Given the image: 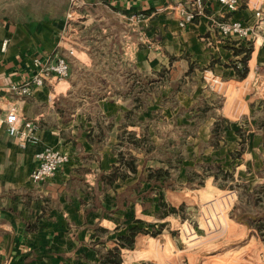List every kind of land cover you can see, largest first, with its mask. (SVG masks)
I'll list each match as a JSON object with an SVG mask.
<instances>
[{"label": "crops", "instance_id": "obj_1", "mask_svg": "<svg viewBox=\"0 0 264 264\" xmlns=\"http://www.w3.org/2000/svg\"><path fill=\"white\" fill-rule=\"evenodd\" d=\"M76 1L77 11L80 7H99L147 15L143 22L147 33L156 29L162 35L154 49L140 48L125 55L124 59L138 71L154 74L174 62V58L172 65L179 73L189 71L192 64L199 68L193 70L196 86L190 89V94L178 93L181 106H177L191 107L203 92L210 99L222 96L223 102L215 114L201 126L205 133L199 131L194 139L199 140L197 143L208 142L210 128L219 117L229 122V128L223 132L218 147L209 146L197 152L196 143L190 160L213 161L222 167L226 164L225 170L231 173V178L243 181L250 195L258 193L259 204L264 205L260 192L264 188V23L245 38L222 37L212 24V18L223 17L251 23L255 21L256 9L264 14V0H239V7L233 12H226L215 1L207 2L204 13L184 27L177 24V10L169 7L178 0ZM68 10L69 6L60 15L0 18V87L24 81L35 71V61L67 55L64 34L70 29ZM248 48V71L244 78H239L235 65L241 67L240 60ZM82 54L76 61L89 67L94 57ZM106 59L108 63L113 61V57ZM74 74L72 71L71 79ZM209 76L219 84L212 92L204 90L206 83L201 80ZM71 79H53L35 86L29 96L10 98L22 117L40 126V138L36 144L21 146L0 127V264H117L107 253L117 250L114 247L119 237L127 235L138 223L147 224L150 220L147 217L155 213V205L158 210L160 198L156 200L151 190L159 181L148 179L154 164H148L144 153L131 145L128 149L134 157L128 159L133 160L134 170L120 165L119 153H123L118 143L119 121L130 107L129 100L113 96L98 101L99 114L104 119L101 127L95 121H88L84 112L82 115L76 111L64 118L63 100L66 103L71 99ZM239 90L238 101H229V95L233 98ZM0 105L3 106L1 99ZM244 123H248V129L242 139ZM46 146L66 151L69 162L51 177L34 183L29 173L37 166L35 154ZM241 147L235 162L231 156ZM117 166L120 174L113 181L107 183L101 179ZM187 166L184 163L179 168L185 185ZM251 198L248 201L253 208L261 211V206L255 205ZM247 223L262 230L264 213L252 216ZM136 236L134 243L140 241ZM141 258L142 254L136 251L129 261L146 262Z\"/></svg>", "mask_w": 264, "mask_h": 264}, {"label": "rangeland", "instance_id": "obj_2", "mask_svg": "<svg viewBox=\"0 0 264 264\" xmlns=\"http://www.w3.org/2000/svg\"><path fill=\"white\" fill-rule=\"evenodd\" d=\"M77 4L76 0H69V3L68 0H0V18L60 15L69 6L70 29L66 30L68 34H64L69 39H65L68 43L67 55L62 57L69 64L70 75L67 79H71L72 71L75 74L71 79V99L66 102L68 104L63 100L66 109L64 118H69L76 111L82 115L84 112L88 121H95L101 127L104 119L99 114L98 101L113 96L129 100L130 107L122 113L119 121L121 131L124 132L120 131L121 139L118 143L125 158L134 157L132 150L128 149L132 145L144 153V160L148 164H154L151 169H166L169 163L172 164L170 168H173L176 163L179 164L177 169L172 170L169 185L162 177L151 190L156 200L158 196L160 198L158 210L155 205V213L147 217L150 219L147 224H136L146 232L138 233L140 241L134 243V249L121 246L117 241L114 247L117 250L109 251L107 256L110 254L117 264H131L129 257L136 251L146 261L141 264H264V228L256 229L255 225L252 228L247 223L252 216L264 213V205L256 202L257 193H247L240 179H222L220 175L215 181L210 177L205 178L200 188L187 187L179 173L184 163H188L187 167L204 163L199 159L194 161L195 157L190 160L194 156L191 157L190 153H195L193 147L199 141L196 142L194 138L199 131L205 133L206 129L201 126L211 114H215L216 108L223 102L222 96L210 99V95L203 92V95L194 99L191 107L179 108L178 93L190 94V89L197 84L193 70L198 67L192 64L189 71L179 73L172 65L176 61L174 58V62L171 61L167 67L154 74L138 71L124 59L125 55L140 48L154 49L159 46L162 35L157 32L156 26L150 35L147 33L143 24L147 15L143 12L124 13L99 7H80L77 11ZM133 13H141L143 16L136 21L129 20L128 17ZM68 49H72L73 54H69ZM82 53L94 57L89 67L76 61L77 57L82 58ZM106 57H113V61L108 63ZM201 80L206 83L204 90L208 92L219 85L211 76ZM137 93L141 97L140 103L135 100ZM239 93L240 90L237 95L234 93L233 98L230 94L228 100L236 103L240 98ZM135 105L137 107L128 112ZM204 106L207 112L203 115L199 109ZM140 117H143L142 120ZM221 119L224 118L219 117L217 120ZM228 123L225 119L220 123L221 133L216 147L222 141L223 132L229 128ZM128 126L133 129H128ZM241 126L243 132L240 137L243 139L248 123ZM129 132L133 135L126 134ZM197 145V152L213 146L209 141H201ZM235 153L231 156L233 161L238 157ZM181 158L184 161L186 159V162H182ZM225 165L223 168L228 169ZM218 183L235 186L233 189L220 188ZM249 196L255 205L261 206V211L253 208L248 201ZM169 207H174L175 212L169 213ZM120 247L126 250L121 251Z\"/></svg>", "mask_w": 264, "mask_h": 264}, {"label": "built area", "instance_id": "obj_3", "mask_svg": "<svg viewBox=\"0 0 264 264\" xmlns=\"http://www.w3.org/2000/svg\"><path fill=\"white\" fill-rule=\"evenodd\" d=\"M217 2L226 12H233L239 7V0H178L169 5L178 12V26L184 27L198 16L204 13V6L207 2ZM143 14L133 13L129 20L136 21ZM70 17V14L68 15ZM255 21L251 23L243 22L232 18H212L214 28L222 37L236 36L245 38L252 35L264 23V14L260 9L254 11ZM69 54H73L72 49H68ZM35 71L20 83H10L0 87V127L3 128L7 136L17 144H36L40 138V126L32 119L22 117L19 108L11 102L12 96H29L35 86H42L45 82L53 79H67L70 75L69 64L62 56H57L53 60L35 61ZM37 166L29 173L32 182L38 183L51 177L58 169L69 162V154L58 148L46 146L35 154Z\"/></svg>", "mask_w": 264, "mask_h": 264}, {"label": "trees", "instance_id": "obj_4", "mask_svg": "<svg viewBox=\"0 0 264 264\" xmlns=\"http://www.w3.org/2000/svg\"><path fill=\"white\" fill-rule=\"evenodd\" d=\"M249 53H250V48L245 50V54L243 55V57L240 60L241 67H236V65H235L236 74L239 78H244L247 74V71H248L247 59H248ZM135 100L137 103H140L141 97H139V93H137V95L135 96ZM135 107H137V105L133 106V108L128 112H131ZM199 112H201V114L204 115L207 112V107L206 106L202 107V109H199ZM128 114L129 113H127V115ZM223 120L224 119H221L220 121L216 120L213 123V125L211 126V136H210L209 142L214 147L217 146L216 142L218 141L220 133H221V124L220 123ZM121 132H124V131H121ZM126 134L133 135V133H131V132L126 133ZM133 144L137 145V142L133 141ZM241 152H242V147L236 151L235 155H237L239 157ZM119 161H120L121 166L129 168L131 171L134 170L133 160L124 159V156L120 153H119ZM171 166H172V164L169 163V167L166 169H164L163 167L150 169V172L148 174V179L159 180L160 178L163 177L166 180L165 182L169 185V182H170L169 178H171V175L173 172L172 170L177 169L179 167V164L176 163V165L173 166V168H170ZM185 172H186V176H187L186 186L191 187V188L202 187L204 179L207 177H210V176H212L214 178V180H217L219 175L221 176L222 179L231 177V173L229 171L225 170L220 163H216L213 161L204 162L201 164H195V166H193V167H186ZM119 174H120V169L117 166V167H114L113 170L109 174L101 176V179L107 183H110ZM122 176H124V174ZM170 186L172 187L173 185H170ZM218 187H220V188H225V187L233 188V186H228V185H225L224 183H218ZM260 192H262L263 199H264V188H262L260 190ZM259 198L260 197L257 193V196H256L257 201L256 202H258V203L260 201ZM168 212L174 213L175 208L169 207ZM139 232H146V231L143 230L142 228L138 227L137 225L132 226L129 229V232L127 235H123V236L119 237V239H118L119 244L121 246L132 249L134 247L135 236Z\"/></svg>", "mask_w": 264, "mask_h": 264}]
</instances>
